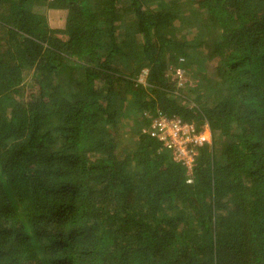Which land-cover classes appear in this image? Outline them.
<instances>
[{"label": "trees", "instance_id": "1", "mask_svg": "<svg viewBox=\"0 0 264 264\" xmlns=\"http://www.w3.org/2000/svg\"><path fill=\"white\" fill-rule=\"evenodd\" d=\"M0 264H264V0H0Z\"/></svg>", "mask_w": 264, "mask_h": 264}, {"label": "built area", "instance_id": "2", "mask_svg": "<svg viewBox=\"0 0 264 264\" xmlns=\"http://www.w3.org/2000/svg\"><path fill=\"white\" fill-rule=\"evenodd\" d=\"M146 70L138 81L143 82ZM149 136L158 139L167 148L172 159L186 168L187 182L191 181V169L198 154V147L211 143V133L206 123L201 128L178 117L159 116L145 129Z\"/></svg>", "mask_w": 264, "mask_h": 264}, {"label": "rangeland", "instance_id": "3", "mask_svg": "<svg viewBox=\"0 0 264 264\" xmlns=\"http://www.w3.org/2000/svg\"><path fill=\"white\" fill-rule=\"evenodd\" d=\"M37 10L42 11V9H40V8H37ZM47 14H48V11H47ZM48 19H49V23L52 26H55V24L59 25L62 22L61 15L58 12H54L53 13V11H49ZM181 72L182 71H178L177 72V76H178V80L183 81L184 80V76L181 74Z\"/></svg>", "mask_w": 264, "mask_h": 264}]
</instances>
